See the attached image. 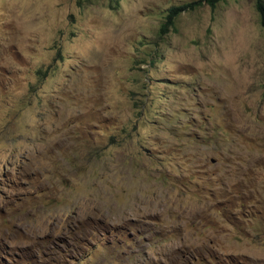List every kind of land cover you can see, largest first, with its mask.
<instances>
[{
	"label": "rangeland",
	"instance_id": "374dc122",
	"mask_svg": "<svg viewBox=\"0 0 264 264\" xmlns=\"http://www.w3.org/2000/svg\"><path fill=\"white\" fill-rule=\"evenodd\" d=\"M0 264H264L255 0H0Z\"/></svg>",
	"mask_w": 264,
	"mask_h": 264
},
{
	"label": "trees",
	"instance_id": "16d2710c",
	"mask_svg": "<svg viewBox=\"0 0 264 264\" xmlns=\"http://www.w3.org/2000/svg\"><path fill=\"white\" fill-rule=\"evenodd\" d=\"M224 1L225 0H204V2H206V4L210 6L212 9H215L218 6V4ZM255 2H256L257 12L261 16L262 24L264 28V0H255ZM200 4H202V2L195 3L192 5H187L184 7L172 8L169 11V15L167 16L166 22L162 25V31H163L162 33H165L168 30V28L174 24L175 18H177L181 14V12L187 10L188 7H193Z\"/></svg>",
	"mask_w": 264,
	"mask_h": 264
},
{
	"label": "bare ground",
	"instance_id": "6f19581e",
	"mask_svg": "<svg viewBox=\"0 0 264 264\" xmlns=\"http://www.w3.org/2000/svg\"><path fill=\"white\" fill-rule=\"evenodd\" d=\"M213 263V262H212Z\"/></svg>",
	"mask_w": 264,
	"mask_h": 264
}]
</instances>
